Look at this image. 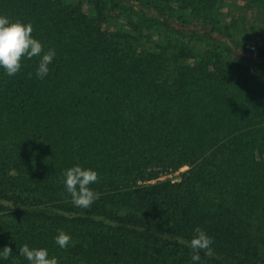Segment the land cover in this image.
<instances>
[{
  "label": "trees",
  "instance_id": "obj_1",
  "mask_svg": "<svg viewBox=\"0 0 264 264\" xmlns=\"http://www.w3.org/2000/svg\"><path fill=\"white\" fill-rule=\"evenodd\" d=\"M90 1L0 0L56 51L43 79L40 57L0 68V264H30L24 244L59 264H264V41L235 32L264 28V0ZM110 7L142 23L115 29ZM77 164L98 172L89 208L65 188ZM197 226L214 255L193 262Z\"/></svg>",
  "mask_w": 264,
  "mask_h": 264
},
{
  "label": "clouds",
  "instance_id": "obj_2",
  "mask_svg": "<svg viewBox=\"0 0 264 264\" xmlns=\"http://www.w3.org/2000/svg\"><path fill=\"white\" fill-rule=\"evenodd\" d=\"M33 32L32 22L11 19L8 15L0 14V68H3L8 76H15L21 70L23 61L32 60L34 57H40L36 69L37 77L43 79L48 75L49 65L56 51L53 48L45 51L44 44L39 38L33 36ZM28 75L31 78L32 74ZM64 177L66 191L70 194L74 206L89 208L99 199L100 193L90 187L99 180L97 171L90 168L85 169L77 164L68 168L64 172ZM55 242L61 248H67L72 242V237L61 229L55 237ZM212 244L213 238L197 226L192 239L188 242V246L192 249V261H201V251L205 256L212 257L214 255ZM12 251L11 246L3 247L0 251V258L8 259ZM19 253L30 264H59L57 257H49L46 248H30L28 244H24L19 248Z\"/></svg>",
  "mask_w": 264,
  "mask_h": 264
},
{
  "label": "rangeland",
  "instance_id": "obj_3",
  "mask_svg": "<svg viewBox=\"0 0 264 264\" xmlns=\"http://www.w3.org/2000/svg\"><path fill=\"white\" fill-rule=\"evenodd\" d=\"M76 3H81L83 5V8L85 11L89 12L90 14H95V8L92 5L90 0H73ZM178 4H173V7L177 8ZM109 17H110V23L115 29H119L121 28V25L126 24L127 22H129L130 20H133L135 23H142L140 18H138L136 15H132L128 12L123 11L122 9H117V8H113L110 7L109 9ZM232 11L233 14H237L239 11L237 8L231 10V8L229 7L228 3L226 4V6H224L221 9V19L223 20V22H229L227 18H229V12ZM243 26V25H241ZM260 24L256 25L255 27H247V29H245V31H243V29L240 31H235L237 35L240 36V38L246 42H250V43H254V42H263L264 41V28H260L259 27ZM145 27V37H149L150 40H159V38L161 37L162 34L165 35L166 38V42H170V41H176L178 39H182L188 43H190L191 45H194L196 47L199 46H204V43L201 42L200 40H195V39H190L189 37H180L179 35H177L176 33H174L172 30L170 29H166L164 27L158 26V25H153L152 28L149 30L147 27V24H144ZM113 28V29H114ZM127 30H131L128 29ZM165 42V43H166ZM206 44V43H205ZM188 166H184L181 170H185ZM179 172L170 174L169 176L172 178H176L178 176Z\"/></svg>",
  "mask_w": 264,
  "mask_h": 264
}]
</instances>
